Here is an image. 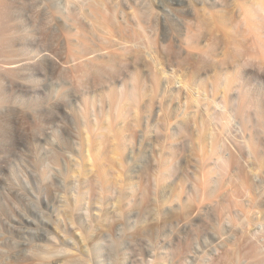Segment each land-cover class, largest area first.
<instances>
[{
  "label": "rangeland",
  "instance_id": "rangeland-1",
  "mask_svg": "<svg viewBox=\"0 0 264 264\" xmlns=\"http://www.w3.org/2000/svg\"><path fill=\"white\" fill-rule=\"evenodd\" d=\"M199 1L159 0L156 22L140 14L151 23L153 41L142 45L158 52L151 59L128 52L86 70L70 60L62 25L32 13L24 23L37 37L2 45L0 264H62L93 253L100 264H264V183L251 181V171L264 174V36L230 0ZM57 6L66 10L62 0ZM255 15L264 35V12ZM193 38L208 55L189 49ZM126 87L144 92L138 105L108 95ZM157 98L161 110H152ZM244 134L261 157L239 147ZM230 149L227 165L221 155ZM166 151L168 184L158 172ZM76 178L85 186L80 200L67 191Z\"/></svg>",
  "mask_w": 264,
  "mask_h": 264
},
{
  "label": "bare ground",
  "instance_id": "bare-ground-1",
  "mask_svg": "<svg viewBox=\"0 0 264 264\" xmlns=\"http://www.w3.org/2000/svg\"><path fill=\"white\" fill-rule=\"evenodd\" d=\"M139 1H140V3H139ZM157 1H159V0H62V2H64L65 7H66V10H63L57 6L58 0H0V45H1L0 48L2 47L1 49H3V46H5V48H6L7 45H9L10 43H13V42H17V43L19 42L20 44H23V43L26 44V43H29L30 41H33L37 37L35 35L36 34L35 30L33 31V29L31 27H29V25L26 22L24 23V17L27 18L32 13V14H37V15L39 14V16H43V15L45 17L50 16L53 19H56L59 22V24L62 25L63 28H62V37L61 38H62L64 44H66V46H67V50L69 53L70 60H73V59L79 60L80 63L82 64V66L86 70H91L93 68V62L95 60L112 61V60L119 59V58L121 59V58L130 57L129 53L134 54V55L136 54V55H139L141 57L145 53V50L148 51L147 54H149L150 49L147 50V48L151 45L145 46L144 49H143V46L145 44L148 45L149 42L151 43V41H153V38H152L153 35L150 36L149 32L146 30V29H148V27H145L146 25L149 26V24H151V23L147 24L146 22H144V18L146 19V21L148 20L147 22L151 21L149 19H153L155 22L157 21L155 19H158L159 15H158V13H154V12H157V11H154V9L157 7L152 8L153 4L155 5V2H157ZM178 1L182 2L184 0H178ZM230 1H229L230 4L232 3L233 5H235V7L238 8V10L240 12V16L242 17L243 21L248 25V27L251 30L255 31V34L258 32L259 36H258V34H256V36H258L259 38L261 36L263 37L264 35L262 34V31L261 32L259 31L262 29H260L258 27V25H255L252 22H253V20H256L258 17L255 15L256 13H258V12L260 13V11L262 13L264 12V0H230ZM209 2L210 3L211 2L216 3L215 0L209 1ZM222 2L224 3V0ZM142 3H144L145 6L148 7V10H147L146 7L144 6L145 7L144 10H147V11L145 12L143 10V13H142V9L144 7L139 6V5H142ZM191 4H192V2H191ZM131 9H133L132 12H131ZM232 9H233V7H232ZM195 10L198 11L197 9H195ZM257 10H259V11L257 12ZM144 12L147 14L144 15ZM140 14L145 16V17L142 18L143 16H141ZM148 14H149V17L151 16L152 18H149L147 16ZM155 15H156V17L157 16L158 17L154 18ZM147 17H148V19H147ZM259 19H258V21H259ZM153 20H152V23H155ZM116 32H117V34H116ZM135 34L138 35V37H135L136 36ZM132 36H134L133 41L131 39ZM258 37H257V39H259ZM138 38L140 40H144V41L141 42ZM136 39H137V41H136ZM146 39H148V40L150 39L151 41L149 40V42H147L148 44L147 43L144 44V42L147 41ZM186 39H187V37H186ZM194 39L195 38H193L192 40H194ZM134 40L136 42L140 41V43H141V44L137 43V46L134 47V49H136V50L133 49V46L136 43ZM187 40H189V39H187ZM187 40H185V43L187 42ZM197 41H199V39ZM190 42L195 43L196 39L194 41L190 40ZM187 43H189V42H187ZM187 43H186V45H187ZM202 43L196 42V45H194L192 43V45H190L189 49H191V50L196 49L195 54L198 53L197 55H199V54L200 55L201 54L202 55H208L209 53L202 46ZM15 44L16 43H14V45ZM26 47H27V45H26ZM187 47H186V50L188 49ZM9 48H12V47L9 46ZM20 48H21V51H24L22 49L24 47H20ZM20 48L18 49L16 54L20 52ZM132 49H133V51H132ZM5 50L6 49L1 50L0 52H2V51L4 52ZM15 50H17V49H15ZM261 50L264 53V48H261ZM27 51H28V49H27ZM130 51H132V52H130ZM29 52H31V51H29ZM33 52H35V51H33ZM36 53H37V55L39 54V56L42 55L44 58H50L51 57L50 52H48L47 50L44 51V50L40 49ZM150 53H152V55L154 56V53H158V52H156V50L154 52V49H153V50H151ZM4 54L5 53H3L2 56H4ZM21 54H25V51L21 52ZM27 54H28V52H27ZM124 55L125 56L127 55V56L124 57ZM149 55H148V57L146 55V58L151 59L152 55H150V56ZM144 57H145V54H144ZM28 58H31V57L29 56ZM137 58H138V56H137ZM154 59H155V57H154ZM20 61L12 62L13 67H17V65ZM108 64L110 65V63H108ZM68 66L71 68L72 67L71 63H69ZM108 91H109L108 95L111 98L116 99L118 102L122 101L123 99L126 98L127 100L130 101V104L131 103L133 104V102H134V105H138L140 103V101L144 98V92L137 91L135 88H131V87H126L122 91H120L119 89L110 88ZM76 97L79 98L80 95L76 94ZM186 97H187V95H186ZM87 100L89 101V99H87ZM149 101H151V100H149ZM150 103L151 102H147V105H149ZM217 104H219V102ZM222 108L224 110H227L226 109L227 107L225 104L222 105ZM93 110L95 111L96 108L94 107ZM152 110H161V100L159 98H157L156 100H153ZM226 112L228 113V118L226 120V122L228 124L231 122V119H230L231 115L229 114L228 110ZM237 123H238V121H237ZM233 125H234V128L236 127V130L238 132L242 133L243 129H241L242 128L241 125L238 126L235 123ZM166 130L167 131H165V133H163V135L165 137L164 139H166V141H169L173 137L174 134L172 133L173 131H171L170 128H167ZM203 132H204V128H202L200 126L199 130H198V134H196V137H195L196 138L195 142L193 143V146L195 145L194 147H196L199 150L202 149L203 144H204V140H206L203 137H201L202 136L201 133H203ZM241 138L243 139L244 143L240 142L239 147L247 148L248 154L251 156L257 154L258 157H261V155L256 152L257 143L252 138L251 135L247 136V134H244V136H242ZM166 141H165V143H166ZM192 142H193V140H192ZM192 142H190V143H192ZM172 144H173V142H169L168 145L171 146ZM169 146H168V150H169L168 152L171 153V147H169ZM218 148H219V146H218ZM168 152L166 151L163 154V157H161V159L158 161V172L163 176L164 184L167 183V178L169 177L170 172H171V171H169L170 169H168L169 167L166 168V166L169 165L168 163L172 159L171 157H169ZM235 153H236L235 150L230 149L226 153V155H224V154L221 155L224 163L227 165H230L232 160H233V155ZM260 170H262V169H260ZM251 173H252L251 174V176H252L251 181H253L257 186H262V184L264 183V177H263L264 174L262 176V173L259 171H256V170L254 172L251 171ZM101 178L102 177H100L98 179H100V181H101L102 180ZM253 182H251V183H253ZM67 184H68L67 185L68 186V190H67L68 193L73 194L75 192L78 196V200H80L81 195H83V190H84L85 186H83V185L80 186L79 179H77V178L69 180L67 182ZM206 193H208V192H206ZM72 194H70V195H72ZM208 195H209V193H208ZM210 195H211V193H210ZM61 203L63 206H65L67 208H69V207L72 208V207H75L77 205V202L75 204H71V202L67 198H63L61 200ZM149 251H150V252H148L149 255H152V256L155 255V252L151 248ZM88 257H90V258H88ZM88 257L87 258L90 259L91 263L88 262L87 258L84 259V257H83V260H86V262L90 263V264H100L101 258L100 259L97 258L94 255V253ZM81 258H82V256H81ZM81 258H79V256H64L62 258V264H87Z\"/></svg>",
  "mask_w": 264,
  "mask_h": 264
}]
</instances>
